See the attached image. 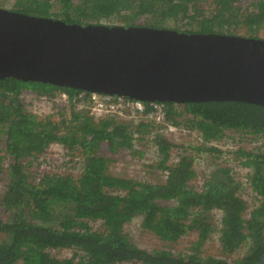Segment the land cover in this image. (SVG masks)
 Returning <instances> with one entry per match:
<instances>
[{"label":"trees","instance_id":"1","mask_svg":"<svg viewBox=\"0 0 264 264\" xmlns=\"http://www.w3.org/2000/svg\"><path fill=\"white\" fill-rule=\"evenodd\" d=\"M12 10L67 23L116 21L165 28L169 20L174 30L188 33L264 34V0H14ZM180 22L189 28L179 29ZM57 90L77 91L46 82L0 79V139L6 151L0 156V174L8 181L0 199V264H264V142L256 150L240 146L230 151L250 169L247 182L256 203L251 208L230 167L218 161L224 150L210 143L233 132L264 139V105L235 100L163 102L168 121L185 123L203 139L188 147L218 160L197 185L195 158L182 155L167 164L176 144L157 137L160 159L155 166L168 173L164 180L152 182L110 172L114 160L101 152L105 147L111 155L120 150L141 155L133 133L141 137L151 122L94 118L73 106L67 108V118L61 113L56 120L27 110L21 97L27 91L40 96ZM143 102L149 111V102ZM54 142L70 156L77 152L81 172H43L37 177L26 172L24 162L39 157ZM216 211L221 215L222 256L203 249L216 230ZM136 217H141L142 230L163 247L145 248L132 240L125 225ZM95 222L99 226L94 227ZM185 237L186 249L174 252L172 245ZM63 249H71V255H57Z\"/></svg>","mask_w":264,"mask_h":264},{"label":"water","instance_id":"2","mask_svg":"<svg viewBox=\"0 0 264 264\" xmlns=\"http://www.w3.org/2000/svg\"><path fill=\"white\" fill-rule=\"evenodd\" d=\"M147 102L264 105V38L67 23L0 7V79Z\"/></svg>","mask_w":264,"mask_h":264},{"label":"rangeland","instance_id":"3","mask_svg":"<svg viewBox=\"0 0 264 264\" xmlns=\"http://www.w3.org/2000/svg\"><path fill=\"white\" fill-rule=\"evenodd\" d=\"M206 1V0H205ZM0 7L13 9L14 8V0H0ZM115 24H119L118 22H114ZM120 25V24H119ZM174 24L171 21L165 20L163 27L173 29ZM179 29L183 30L189 28V26L184 23L180 22L177 26ZM264 38V34L260 35ZM27 92L22 93V97H24L27 101H24L26 106L35 113L40 114V116L51 115L56 120L59 119L58 113H63L66 118L68 113L66 109H62L61 107L51 106L47 103L42 104H35L33 105L28 102L30 98L28 95L27 99ZM33 94V93H32ZM182 127H186L185 123L181 125ZM172 137L174 138L175 146L172 147L171 154L173 155L170 162L168 161L167 164H174L175 161L180 157L181 154L184 155H191L195 158V169L198 173L196 177V184L200 185L203 181L204 175L209 171L214 169L213 160L216 161L214 157L208 155L207 153H197L191 148H189V144L197 143L198 135L197 132L193 129H189V132L182 133L179 132L177 134H173ZM248 135H241L240 133H228L224 138L220 141H217V146L220 149L224 150V153L221 154L219 163L229 166L231 169V173L233 177L241 184L239 188L240 195L245 198L248 203L249 207H253L255 202V194L252 192L249 183L247 182V174L249 173L246 166L241 164L242 158H237L232 150H236L240 146H245L249 149H255L259 144H263L264 139L261 137H254L252 140ZM143 141H135L134 147L137 151L142 152L141 155L135 154L131 155L127 150H120L118 153L111 155L110 152L104 147L101 148V152L111 156L114 160L109 165V170L112 173H119L123 175H128L136 180L140 181H152L157 182L160 180H164L165 176L167 175V171H162L159 168H156L155 162H157L160 158L157 157V154L154 151H147L145 147H143ZM54 149L53 152H49L48 148L45 151L44 155H40L37 158L30 157L28 160L24 162L26 166V172L30 173L32 176H40L43 172L47 173H72L73 175H77L81 172V168L79 167L80 164L78 161L81 159L80 156H74L71 160L68 156H63V150L59 147L58 150L55 149V146L52 147ZM3 138L0 139V156L6 153L4 150ZM56 150V151H55ZM78 155V154H77ZM10 163L9 159L5 157L3 159V166H7ZM78 165V167H77ZM70 167V168H69ZM32 178V177H31ZM8 181L4 174H0V199L2 197L3 191H5L6 185ZM2 210L0 206V211ZM220 212L216 211L213 214V218L216 223V230L211 234L209 239L204 244V252L211 253L214 255L222 256L220 244H219V228H220ZM141 217H136L132 219L125 225V230L130 234L132 240L145 248L151 247H163L164 245L160 240L155 238L149 232L143 231L141 226ZM99 222H95L94 227L99 226ZM189 240L192 239V236L188 237ZM187 237L179 240L177 243L172 245V249L174 252H178L179 250L186 249L189 240ZM168 245V244H167ZM245 248L235 252L232 254V257H237V255L243 253ZM57 255L62 257L71 255V249H63L60 252H56ZM117 264H140V263H131V262H123Z\"/></svg>","mask_w":264,"mask_h":264},{"label":"built area","instance_id":"4","mask_svg":"<svg viewBox=\"0 0 264 264\" xmlns=\"http://www.w3.org/2000/svg\"><path fill=\"white\" fill-rule=\"evenodd\" d=\"M28 95H30L29 99H28ZM26 97L29 103L32 104L33 102V105L47 103L50 104L51 106L61 107L63 110L64 109L67 110L68 107L73 106L77 110H85L87 114L93 116L94 118L104 117L106 115L114 116L115 118H117V120L131 122L133 124L137 122L139 119L142 118L147 119L148 122H151V127L149 131L143 133L141 137H139L140 134L136 132L133 133V138H134L133 142H135L136 140L143 141L142 142L143 147L147 148L146 149L147 151H154L157 154V157H160L158 144L156 143L155 140L157 137L166 138L168 141L175 144L173 140L174 138L172 137L173 134H177L179 132L187 133L189 132V129H191L188 128L187 126L182 127L181 125L180 126L174 125L173 123L168 121L166 118L165 105L163 102L150 101L149 102L150 110L145 112L146 107L144 102L141 100L130 99V98H126L118 95L106 94V93L85 91V90H81V91L77 90L73 93H69L64 90H57L54 91L52 94L49 95L45 94L40 96H37L36 94L34 93L32 94L31 92H29L27 93ZM23 99L24 101H26L24 97ZM26 108L27 110H30L27 106ZM31 112L40 116V114L35 113L33 110ZM60 114L61 112L58 113L59 116ZM193 130L197 132V130L195 129ZM197 135L199 140L198 142L201 141L203 142V139L201 138L199 132H197ZM210 143L217 146V141H211ZM53 146H55V149L57 150L60 147L61 150H63L62 155L64 157L65 156L70 157L69 160H71L72 157L74 156H79L77 155V152L73 154V156H70L69 154L66 153V149L57 142L50 144V146L48 147L49 152L54 151V149L52 148ZM171 150H170V158L168 160L169 162L173 157V155L171 154ZM44 154L45 152L42 155ZM182 155L184 154H181L180 156ZM178 159L175 161V163L178 161ZM194 164H195V160H194ZM247 169L248 171H250L249 168Z\"/></svg>","mask_w":264,"mask_h":264},{"label":"clouds","instance_id":"5","mask_svg":"<svg viewBox=\"0 0 264 264\" xmlns=\"http://www.w3.org/2000/svg\"><path fill=\"white\" fill-rule=\"evenodd\" d=\"M29 92V91H28ZM32 93V92H31Z\"/></svg>","mask_w":264,"mask_h":264}]
</instances>
